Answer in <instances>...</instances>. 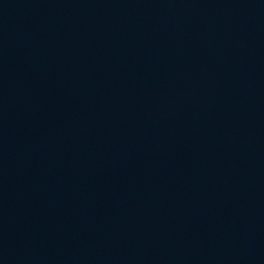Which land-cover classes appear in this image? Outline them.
<instances>
[{"label": "water", "instance_id": "obj_1", "mask_svg": "<svg viewBox=\"0 0 264 264\" xmlns=\"http://www.w3.org/2000/svg\"><path fill=\"white\" fill-rule=\"evenodd\" d=\"M0 264H264V0H0Z\"/></svg>", "mask_w": 264, "mask_h": 264}]
</instances>
